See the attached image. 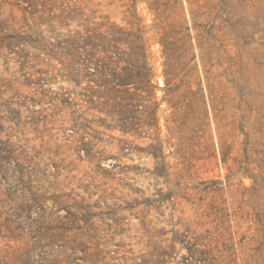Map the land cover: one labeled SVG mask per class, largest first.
Instances as JSON below:
<instances>
[{
    "label": "rangeland",
    "instance_id": "374dc122",
    "mask_svg": "<svg viewBox=\"0 0 264 264\" xmlns=\"http://www.w3.org/2000/svg\"><path fill=\"white\" fill-rule=\"evenodd\" d=\"M87 20L139 35L140 111L63 104L47 45ZM193 236L264 264V0H0V264H183Z\"/></svg>",
    "mask_w": 264,
    "mask_h": 264
},
{
    "label": "trees",
    "instance_id": "16d2710c",
    "mask_svg": "<svg viewBox=\"0 0 264 264\" xmlns=\"http://www.w3.org/2000/svg\"><path fill=\"white\" fill-rule=\"evenodd\" d=\"M47 46L48 55L63 64L67 80L75 87H81L74 98L71 94L75 89L60 94L63 104L71 112L78 111L75 108L80 105L85 107L83 113L133 114L140 111L137 110L139 101L154 95L153 69L139 35L133 31L114 24H91V20H87L83 29L71 30ZM141 122L131 120L125 123L126 129L123 130L154 126ZM201 238L193 236L180 241L187 249V254L182 256L183 264H217L225 252L233 248V245L224 243V249H217L204 244ZM243 244L241 240L240 246ZM260 245L252 249L254 254H262ZM148 262L143 255L141 264Z\"/></svg>",
    "mask_w": 264,
    "mask_h": 264
}]
</instances>
